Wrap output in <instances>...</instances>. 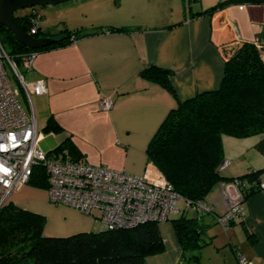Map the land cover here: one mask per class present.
I'll list each match as a JSON object with an SVG mask.
<instances>
[{"label":"crops","instance_id":"0c3cea01","mask_svg":"<svg viewBox=\"0 0 264 264\" xmlns=\"http://www.w3.org/2000/svg\"><path fill=\"white\" fill-rule=\"evenodd\" d=\"M228 1L72 0L60 4L67 11L63 21L70 29L117 25L131 31L86 36L37 54L33 69L26 73L29 81L44 79L47 86V92L32 95L37 100V107L32 101L37 123L40 117L44 128L53 116L64 129L55 137L61 142L70 136L92 164L134 175L157 172L147 148L168 113L180 101L217 89L226 61L244 42L258 45L264 60V1ZM222 2L227 3L222 9L204 13ZM51 6L41 5L42 10ZM43 23L55 32L48 18ZM150 65L173 72L174 93L141 75ZM103 96L113 99L110 110L101 108ZM41 133L42 141L45 133ZM222 142L223 162L228 163L224 176L261 170L258 181L264 183V134L223 135ZM228 183L217 184L206 198L217 214L227 210L224 189L238 191ZM9 202L43 215V234L49 237L94 231L99 221L52 203L47 189L30 184L15 190ZM243 207L245 215L226 229L210 217L205 219L211 242L200 251V264H238L239 254L264 264V188L247 198ZM159 229L165 249L146 257L145 264H180L183 250L172 218L160 222Z\"/></svg>","mask_w":264,"mask_h":264},{"label":"trees","instance_id":"16d2710c","mask_svg":"<svg viewBox=\"0 0 264 264\" xmlns=\"http://www.w3.org/2000/svg\"><path fill=\"white\" fill-rule=\"evenodd\" d=\"M242 1L245 0H230L227 3ZM227 3L217 4L204 13L211 14ZM16 12L15 19L34 37L54 39L48 46L30 49L20 44L14 34L0 23V40L20 69L23 68L24 56L29 52L39 54L95 34L131 31L128 27L117 25L90 30L80 27L44 31L36 13L16 15ZM172 73L171 70L150 65L142 70L141 75L174 93ZM63 130L53 116L43 128L44 133ZM256 134H264V60L258 45L244 42L226 61L220 86L180 101L152 137L147 153L173 190L181 194L185 201L192 204L207 202V196L217 184L237 179L244 204L247 198L262 189L258 181L261 170L235 178L224 176V169H220L224 160L222 137ZM47 153H62L70 160L84 158L70 136ZM28 184L47 189L45 169L35 167ZM184 200L179 201L183 203L179 206L180 213L172 218L183 250L180 264H200L199 252L211 242V238L206 236L209 224L205 219L210 217L218 223L217 217L221 214L215 213L209 202L210 212L188 213L190 209ZM235 221L231 220L229 226ZM159 224V221L148 220L134 227L49 237L43 234V215L8 202L0 208V264H145L146 257L162 253L165 249Z\"/></svg>","mask_w":264,"mask_h":264},{"label":"built area","instance_id":"2783aa9c","mask_svg":"<svg viewBox=\"0 0 264 264\" xmlns=\"http://www.w3.org/2000/svg\"><path fill=\"white\" fill-rule=\"evenodd\" d=\"M37 53L29 52L23 59V70L33 69ZM17 77L22 91L30 101V112L20 102L22 92L12 86L9 70ZM47 92L44 79L29 81L11 58L0 40V208L6 205L12 193L29 183L34 168L41 166L48 178V195L52 203L63 204L79 212L94 216L102 229L114 230L137 226L148 220L165 221L180 213L183 197L174 191L159 170L145 175H134L112 169L103 164H92L85 158L70 160L60 154L49 155L40 147L42 133L32 108V95ZM101 108L110 110L114 101L108 96L100 99ZM222 162L220 169L227 166ZM232 185L237 193L224 189L227 210L217 217L227 228L231 220L245 215L240 182ZM228 183V184H231ZM226 184L232 190V186ZM264 188V183H261ZM190 211L210 212L211 205L200 201ZM238 264H254L244 255H238Z\"/></svg>","mask_w":264,"mask_h":264},{"label":"rangeland","instance_id":"374dc122","mask_svg":"<svg viewBox=\"0 0 264 264\" xmlns=\"http://www.w3.org/2000/svg\"><path fill=\"white\" fill-rule=\"evenodd\" d=\"M60 4H63V3H60ZM60 4L52 5L51 6V9H48V7H47V9H44L45 12H44V10H42L43 7H41V5H36V6L33 7L36 10L35 12H37L36 17L38 18L39 21L41 20L42 29L44 31H48V29L46 28V26L43 23V20H45L46 18H48L49 21L51 22L52 28H53V30L55 32H57L59 30H62L64 28H68L64 24L65 22L63 21V18H64V16H66L67 11L61 9L62 8L61 7L62 5H60ZM26 10H28V11H26ZM23 12L29 14V13H32V9H20V10H18L16 12V15H20ZM93 14H95V15H93L94 17L96 16V17L99 18V15H97L96 13H93ZM21 70L25 74V79L28 80V78H27L28 76L26 74L28 71L23 70V68ZM9 76H10L11 81H12V86L13 87H16V88H19L22 91V87L20 85V82L18 81L17 77L15 76V74L13 73V71L11 69L9 70ZM19 99H20V102L22 103L23 107L25 108V110L27 112H30L31 111L30 110L31 109L30 108L31 107L30 106V101L25 96V94H24L23 91L20 93ZM31 100L34 102V104L37 107L36 97H32ZM41 121L42 120L40 119V117H38L39 130L41 129V132H42L43 131L42 130L43 128H42V122ZM44 135H45V137H44V140H42L40 142V147H41V149L44 152L47 153V152H49L50 150H52L53 148H55L59 144L60 138L58 137V139H57L55 137L56 136V133H54V132H49V133L45 132ZM182 205H183V203L180 202L179 203V206H182ZM188 213H191V211L188 210ZM176 216L177 215H174L173 214V215H171V218H174ZM95 226H96V228H95L94 231H100L102 229V225H101V222L100 221H97V223H96ZM199 254L201 255V252H199Z\"/></svg>","mask_w":264,"mask_h":264},{"label":"water","instance_id":"95a60500","mask_svg":"<svg viewBox=\"0 0 264 264\" xmlns=\"http://www.w3.org/2000/svg\"><path fill=\"white\" fill-rule=\"evenodd\" d=\"M71 0H0V23L11 31L17 41L30 49H39L54 42L53 38H37L30 34L14 17V13L20 9L34 7L43 4H60ZM264 51V48L262 47Z\"/></svg>","mask_w":264,"mask_h":264}]
</instances>
